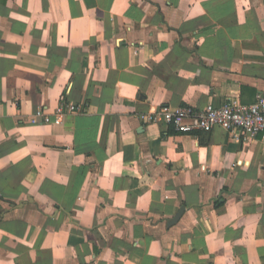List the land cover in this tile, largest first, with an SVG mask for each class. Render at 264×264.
Here are the masks:
<instances>
[{"label": "crops", "instance_id": "0c3cea01", "mask_svg": "<svg viewBox=\"0 0 264 264\" xmlns=\"http://www.w3.org/2000/svg\"><path fill=\"white\" fill-rule=\"evenodd\" d=\"M258 94L264 0H0V264H264L261 134L140 118Z\"/></svg>", "mask_w": 264, "mask_h": 264}, {"label": "built area", "instance_id": "2783aa9c", "mask_svg": "<svg viewBox=\"0 0 264 264\" xmlns=\"http://www.w3.org/2000/svg\"><path fill=\"white\" fill-rule=\"evenodd\" d=\"M147 122H165L180 132L210 130L215 126L236 131L248 140L261 134L264 139V94H258L252 103H242L234 98H227L221 104L207 103L203 108L190 104L171 106L162 104L156 110L140 114ZM33 121L48 123L61 121V111L53 119L42 107L33 114Z\"/></svg>", "mask_w": 264, "mask_h": 264}, {"label": "water", "instance_id": "95a60500", "mask_svg": "<svg viewBox=\"0 0 264 264\" xmlns=\"http://www.w3.org/2000/svg\"><path fill=\"white\" fill-rule=\"evenodd\" d=\"M182 211H183V206L177 211V213L172 217V219H170V223L175 222L181 215Z\"/></svg>", "mask_w": 264, "mask_h": 264}]
</instances>
